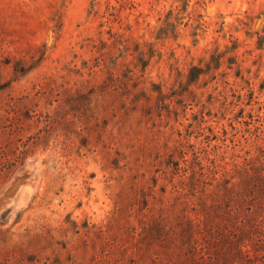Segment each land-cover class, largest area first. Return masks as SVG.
<instances>
[{
    "label": "rangeland",
    "instance_id": "rangeland-1",
    "mask_svg": "<svg viewBox=\"0 0 264 264\" xmlns=\"http://www.w3.org/2000/svg\"><path fill=\"white\" fill-rule=\"evenodd\" d=\"M0 264H264V0H0Z\"/></svg>",
    "mask_w": 264,
    "mask_h": 264
},
{
    "label": "bare ground",
    "instance_id": "bare-ground-1",
    "mask_svg": "<svg viewBox=\"0 0 264 264\" xmlns=\"http://www.w3.org/2000/svg\"><path fill=\"white\" fill-rule=\"evenodd\" d=\"M24 191H25V190H24ZM22 192H23V191H22ZM29 193H30V192H29ZM23 194H24V193H23ZM21 195H22V194H21ZM22 197H23V196H22ZM12 200H13V199H12ZM14 200H15V199H14ZM5 201H6V200H5ZM9 201L13 203V201H11V200H9ZM10 202H9V203H10ZM22 202H23V201H22ZM9 203H8V204H9ZM20 203H21V202H20ZM13 204H14V203H13ZM13 204H12V205H13ZM14 205H15V204H14ZM18 205H19V204H18ZM21 205H22V204H21Z\"/></svg>",
    "mask_w": 264,
    "mask_h": 264
}]
</instances>
